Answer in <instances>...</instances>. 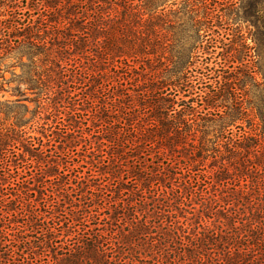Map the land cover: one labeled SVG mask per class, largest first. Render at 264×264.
Here are the masks:
<instances>
[{"label": "trees", "instance_id": "1", "mask_svg": "<svg viewBox=\"0 0 264 264\" xmlns=\"http://www.w3.org/2000/svg\"><path fill=\"white\" fill-rule=\"evenodd\" d=\"M21 1L0 22V264H264V0ZM86 70L129 101L108 184L42 117Z\"/></svg>", "mask_w": 264, "mask_h": 264}, {"label": "rangeland", "instance_id": "2", "mask_svg": "<svg viewBox=\"0 0 264 264\" xmlns=\"http://www.w3.org/2000/svg\"><path fill=\"white\" fill-rule=\"evenodd\" d=\"M12 6H14V10H23L21 12H24V10L26 11V9H23L25 4L21 0H0V22L9 17L8 11L12 8ZM242 25L245 37H247L248 29L245 27V24ZM161 32H163V34H160V36L163 38H165L164 35H169V33L166 34L167 30L163 29ZM248 42H251L249 36ZM219 50L221 49H217V51ZM17 61L18 59L8 60L7 65L19 64ZM142 63H144L148 72L157 71L159 68L156 63ZM139 64L141 63L135 64L137 68L139 67ZM110 67L107 70L105 69V71H109ZM13 70L18 74L21 73L19 65H17ZM84 72L85 74L83 75L81 83L70 84L68 86V91L62 92L55 97V101L57 102L55 106L58 105L59 110L52 111L51 113H43L42 117L54 126L63 127V125H67L75 130V134L76 132L78 133L79 145L71 146L69 149L70 156H72L71 159L78 161L75 164V170H78L81 175L89 176L88 178L100 179L99 182L108 184V181L104 180V176L102 174L104 172L102 171V160L104 159L107 164V155H111V147H113L110 146L112 145L110 140H113V133H116L118 130L119 121L122 120L125 123V120H123L125 115L124 107L128 106L129 101L118 93L120 90H116L112 93L110 86H104V88L103 86L102 88L95 86L96 82H99L98 79L91 78L89 74L90 71L86 70ZM5 75L6 78H11L12 68L8 70ZM257 78L258 80H262L260 75ZM9 86L12 87L13 83ZM9 86L6 85L5 88L7 89ZM0 98L2 100L15 99V97L11 95V92H1ZM20 98L32 99L34 98V94L26 92L25 95L20 96ZM22 103L27 104L31 109L34 108V104L32 102L23 100ZM136 104L139 105L140 101L136 100ZM133 115V122H135L134 120L137 118V114ZM27 116H30V114ZM10 121L11 119L9 116L1 113L0 122L7 124ZM138 128L140 127L137 125V129ZM90 144L92 145L89 146ZM155 150H157L156 146L152 149L153 154H155ZM119 152L120 151H116L117 154H119ZM98 155H100V157ZM126 157L130 158L128 155ZM59 161L63 164V162L66 161V158L60 157ZM63 166L65 165H62V168H64ZM108 188L109 190L112 189L113 184H110Z\"/></svg>", "mask_w": 264, "mask_h": 264}]
</instances>
